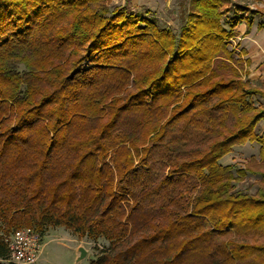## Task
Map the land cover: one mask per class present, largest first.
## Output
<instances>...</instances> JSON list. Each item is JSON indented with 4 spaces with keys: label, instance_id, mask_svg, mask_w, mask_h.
<instances>
[{
    "label": "trees",
    "instance_id": "trees-1",
    "mask_svg": "<svg viewBox=\"0 0 264 264\" xmlns=\"http://www.w3.org/2000/svg\"><path fill=\"white\" fill-rule=\"evenodd\" d=\"M113 1L0 0V264L24 225L107 241L90 264H264V170L220 162H264L232 45L260 11L188 0L176 31Z\"/></svg>",
    "mask_w": 264,
    "mask_h": 264
},
{
    "label": "rangeland",
    "instance_id": "rangeland-1",
    "mask_svg": "<svg viewBox=\"0 0 264 264\" xmlns=\"http://www.w3.org/2000/svg\"><path fill=\"white\" fill-rule=\"evenodd\" d=\"M235 1L248 4L252 9L260 11L254 14L255 24L261 19L263 4L256 3V0ZM187 2L188 0H129V5L135 12L156 15L161 24L170 25L176 31H179L185 18ZM125 3L126 0L113 1L114 5ZM239 42L238 35L232 38V45L236 47L237 53H239L241 48ZM243 69L242 75L244 76L245 71ZM253 82L262 86V82L259 80ZM257 131L264 134V121L260 122ZM260 157V144L256 141H247L242 145L234 146L231 152L220 159V162L223 164H235L237 167H245L247 165L254 169L255 172L250 171L245 177L235 182L238 189L253 193L262 184L260 171L264 170V162L261 161ZM40 242V251L32 264H90L91 259L99 251L95 247H105L107 245V241L103 239L93 240L87 237H79L64 226L50 227L41 236ZM80 246L84 247L87 253L85 257L77 260ZM17 263L23 264L18 261Z\"/></svg>",
    "mask_w": 264,
    "mask_h": 264
},
{
    "label": "crops",
    "instance_id": "crops-1",
    "mask_svg": "<svg viewBox=\"0 0 264 264\" xmlns=\"http://www.w3.org/2000/svg\"><path fill=\"white\" fill-rule=\"evenodd\" d=\"M255 2L264 5V0ZM261 16L256 24L253 21L249 30L246 22L239 24L236 29L240 39L239 52L241 51L240 57L243 60L244 78L264 89V8ZM258 80L262 82V86L253 82Z\"/></svg>",
    "mask_w": 264,
    "mask_h": 264
},
{
    "label": "built area",
    "instance_id": "built-area-1",
    "mask_svg": "<svg viewBox=\"0 0 264 264\" xmlns=\"http://www.w3.org/2000/svg\"><path fill=\"white\" fill-rule=\"evenodd\" d=\"M8 247L13 260L23 264H32L40 251L41 235L33 227L22 226L8 237Z\"/></svg>",
    "mask_w": 264,
    "mask_h": 264
},
{
    "label": "water",
    "instance_id": "water-1",
    "mask_svg": "<svg viewBox=\"0 0 264 264\" xmlns=\"http://www.w3.org/2000/svg\"><path fill=\"white\" fill-rule=\"evenodd\" d=\"M86 253H87V250L84 247L80 246L79 247V255L77 257V260L85 257Z\"/></svg>",
    "mask_w": 264,
    "mask_h": 264
}]
</instances>
